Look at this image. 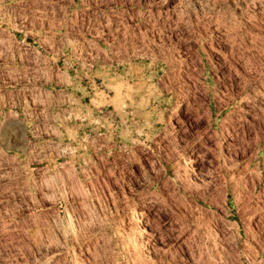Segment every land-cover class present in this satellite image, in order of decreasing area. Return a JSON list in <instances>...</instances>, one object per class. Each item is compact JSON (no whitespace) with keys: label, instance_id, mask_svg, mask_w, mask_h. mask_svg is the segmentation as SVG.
<instances>
[{"label":"rangeland","instance_id":"1","mask_svg":"<svg viewBox=\"0 0 264 264\" xmlns=\"http://www.w3.org/2000/svg\"><path fill=\"white\" fill-rule=\"evenodd\" d=\"M0 264H264V0H0Z\"/></svg>","mask_w":264,"mask_h":264}]
</instances>
